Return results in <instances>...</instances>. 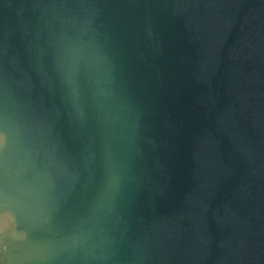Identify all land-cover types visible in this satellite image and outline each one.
Wrapping results in <instances>:
<instances>
[{
  "label": "water",
  "instance_id": "95a60500",
  "mask_svg": "<svg viewBox=\"0 0 264 264\" xmlns=\"http://www.w3.org/2000/svg\"><path fill=\"white\" fill-rule=\"evenodd\" d=\"M0 264H264V0H0Z\"/></svg>",
  "mask_w": 264,
  "mask_h": 264
},
{
  "label": "clouds",
  "instance_id": "9594fccd",
  "mask_svg": "<svg viewBox=\"0 0 264 264\" xmlns=\"http://www.w3.org/2000/svg\"><path fill=\"white\" fill-rule=\"evenodd\" d=\"M8 144V138L6 134H0V149L5 148Z\"/></svg>",
  "mask_w": 264,
  "mask_h": 264
}]
</instances>
